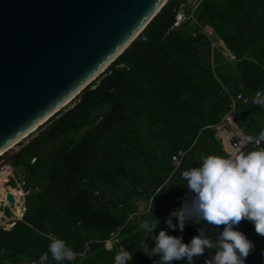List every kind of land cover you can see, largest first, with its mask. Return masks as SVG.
Here are the masks:
<instances>
[{
    "label": "trees",
    "instance_id": "obj_1",
    "mask_svg": "<svg viewBox=\"0 0 264 264\" xmlns=\"http://www.w3.org/2000/svg\"><path fill=\"white\" fill-rule=\"evenodd\" d=\"M180 12L185 19L174 27ZM257 92L264 93V0H199L194 8L188 0H169L73 107L43 126L53 124L50 131L11 163L7 185L23 181L27 194L22 218L7 222L8 229L0 224V264L38 262L50 236L77 253L62 264H115L122 248L132 253L128 264H157L159 256L144 254L142 241L150 251L160 230L189 243L202 224L187 222L180 232L165 223L191 195L181 174L198 167L202 155L255 148L243 137L264 130V105L252 102ZM238 95L228 128L213 131ZM5 180L0 177V200ZM0 211L11 216L9 208ZM155 219L157 228L145 238L140 225ZM203 226L213 242L223 231ZM236 230L264 239L247 220ZM253 243L245 264H264V242ZM215 251L207 249L193 264H205ZM48 254V264H56Z\"/></svg>",
    "mask_w": 264,
    "mask_h": 264
},
{
    "label": "water",
    "instance_id": "obj_2",
    "mask_svg": "<svg viewBox=\"0 0 264 264\" xmlns=\"http://www.w3.org/2000/svg\"><path fill=\"white\" fill-rule=\"evenodd\" d=\"M168 1L0 0V158L80 96ZM52 127L0 160V171Z\"/></svg>",
    "mask_w": 264,
    "mask_h": 264
},
{
    "label": "clouds",
    "instance_id": "obj_3",
    "mask_svg": "<svg viewBox=\"0 0 264 264\" xmlns=\"http://www.w3.org/2000/svg\"><path fill=\"white\" fill-rule=\"evenodd\" d=\"M264 105V93H257L252 101ZM244 141L256 147L248 152L240 151L230 157L208 154L201 156L198 167H190L182 172V179L187 183L189 195L181 207L172 211L165 223L169 228L184 231L187 222L202 224L199 233L189 243L182 242V237L168 235L160 230L154 236L155 246L149 251V244L142 241L143 253L149 257L159 256L157 264H172L173 261L187 260L193 264V258L199 257L207 249H215L211 260L205 264H245V259L255 250V245L246 235L236 230L242 221L252 222L255 232L264 237V130L258 136L246 135ZM172 217L177 223L173 224ZM155 223L144 221L140 227L145 231V238L157 228ZM212 225L223 226V231L216 236L215 242L207 235V228ZM48 252L32 264H48L49 254L56 264L73 261L77 253L64 239L50 236ZM132 253L124 248L115 257V264H128Z\"/></svg>",
    "mask_w": 264,
    "mask_h": 264
},
{
    "label": "built area",
    "instance_id": "obj_4",
    "mask_svg": "<svg viewBox=\"0 0 264 264\" xmlns=\"http://www.w3.org/2000/svg\"><path fill=\"white\" fill-rule=\"evenodd\" d=\"M184 19H185V17L183 15V13L182 12L178 13L176 15V18H175L174 27L179 26L181 24V22H183ZM257 93H260V92H257ZM241 99H242V96L241 95H238L237 98L233 100L232 105H231V111H230V113L226 114V116H224L223 119L219 123H217V124H215V125L212 126L213 131L219 132V131L226 130L228 128V125H229V123L231 121L230 114L235 110V102L237 100H241ZM233 147L237 149L238 144L237 143H234L233 144ZM253 147H256V146L253 144ZM237 151L238 152L240 151L239 148L237 149ZM241 151H243L245 153L247 152V150H241ZM179 155H182V153L179 152ZM172 160L175 162L176 165L179 163V159H178L177 156H173L172 157ZM33 161L34 160H32V162ZM6 169H9V168H4L2 170L6 172ZM11 173H12L11 170H9V172H7V175H6V181L7 182H9V179L10 178H13V175ZM24 186H25L24 182L23 181H19V182H16L15 183V187L12 188L13 190H16V191H19L20 192V200L18 202L15 200V197L12 194L13 197H14V201H15V203H14L13 206H10L8 204V202L6 201V198H5L6 192L4 193V197L0 200V206H1V208H9L10 209L11 219H21L22 216H23V213L25 211V208H24V196L27 194V192L24 190ZM7 192H10V189ZM17 207H19L20 210H21L19 214L16 212Z\"/></svg>",
    "mask_w": 264,
    "mask_h": 264
},
{
    "label": "rangeland",
    "instance_id": "obj_5",
    "mask_svg": "<svg viewBox=\"0 0 264 264\" xmlns=\"http://www.w3.org/2000/svg\"><path fill=\"white\" fill-rule=\"evenodd\" d=\"M199 2V0H188V8H194V6ZM187 8V7H186ZM223 53L225 56H229L227 51L223 50ZM74 104H68L65 108H63L62 110H64L65 112L70 110L72 107H73ZM44 127L42 129H39L38 131H36L35 133H33L32 135H30L29 137H27L26 139L22 140L17 146H15L13 149H11L10 151H8L7 153H5L1 158L0 160H5L7 159L9 156H11L16 150H18L20 147L24 146L28 141H30L35 135H37L41 130H43ZM9 170H11V168L9 169H6V172L5 171H0V177H3V178H6V175H7V172H9ZM12 172V171H11ZM13 175V173H11ZM13 178H14V175H13ZM7 181L5 180V182L3 183V186L5 187V189H10V188H13L11 186H8V182L6 183ZM15 187V186H14ZM8 190H6L5 192H7ZM15 193H18L19 197H20V192L19 191H13ZM138 207L140 210H144L145 209V203L143 202H139L138 203ZM0 209H1V206H0ZM17 210H20L19 207H17ZM1 215V214H0ZM0 224L5 227V228H8L7 226V222L5 220H0ZM250 241L254 242H264V239L260 238L259 236L257 235H251L249 238H248ZM110 241H108L106 243V246L107 248H110Z\"/></svg>",
    "mask_w": 264,
    "mask_h": 264
},
{
    "label": "crops",
    "instance_id": "obj_6",
    "mask_svg": "<svg viewBox=\"0 0 264 264\" xmlns=\"http://www.w3.org/2000/svg\"><path fill=\"white\" fill-rule=\"evenodd\" d=\"M0 214H1V215H0V220H1V221H2V220H5L6 222H9V221L13 220V219H11V216H9V217H5L2 211L0 212ZM18 220H19V219H18ZM7 226H8V228H10L11 224H7ZM8 228H7V229H8Z\"/></svg>",
    "mask_w": 264,
    "mask_h": 264
},
{
    "label": "bare ground",
    "instance_id": "obj_7",
    "mask_svg": "<svg viewBox=\"0 0 264 264\" xmlns=\"http://www.w3.org/2000/svg\"><path fill=\"white\" fill-rule=\"evenodd\" d=\"M25 138H26V137H25ZM25 138H24V139H25ZM22 140H23V139H22ZM22 140H21V141H22ZM13 148H14V147H12L11 149H13Z\"/></svg>",
    "mask_w": 264,
    "mask_h": 264
}]
</instances>
